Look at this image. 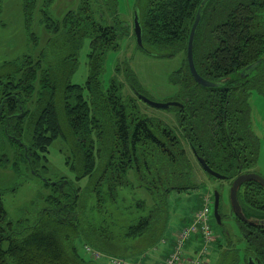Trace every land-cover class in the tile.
Listing matches in <instances>:
<instances>
[{"label":"trees","instance_id":"obj_1","mask_svg":"<svg viewBox=\"0 0 264 264\" xmlns=\"http://www.w3.org/2000/svg\"><path fill=\"white\" fill-rule=\"evenodd\" d=\"M55 1L21 0L26 28L38 11L51 38L38 57L25 55L0 66V151L10 152L0 161L48 191L45 208L31 225L13 223L0 195V264H94L82 259L78 244L115 257L122 250L134 261L162 240L169 194L196 188L190 179L195 158L219 172L218 163L230 156L228 138L241 133L237 124L247 122L248 94L264 97V0L208 2L194 39L195 69L207 81H228L202 88L184 59L171 76L178 88L174 102L182 106L171 107V124L142 115L137 99L124 96L115 80L107 87L101 82L107 54L129 34L117 18V0H76L74 9L53 19L48 9ZM202 1H140L135 10L143 47L185 58ZM1 12L0 5V25ZM86 40L87 77L77 85L72 78ZM129 87L136 90L133 80ZM56 141L66 148L65 165L74 179L45 177L46 155ZM125 190L132 194L131 205H123ZM253 236L242 257L225 244L219 264H246L248 257L264 264V233ZM225 245H218L219 251Z\"/></svg>","mask_w":264,"mask_h":264},{"label":"rangeland","instance_id":"obj_2","mask_svg":"<svg viewBox=\"0 0 264 264\" xmlns=\"http://www.w3.org/2000/svg\"><path fill=\"white\" fill-rule=\"evenodd\" d=\"M143 0H117V18L126 27L129 34L122 37L118 42V49L110 51L104 61L101 82L107 87L112 80L122 85V94L129 98H136L138 93L148 100L155 103L174 102L178 93V88L171 83V76L179 70L184 59L183 55L177 54L174 57H165L154 51L143 50L138 47L133 30V21L136 13L135 8ZM40 4V2H39ZM38 4V7H39ZM1 5V23L0 25V66L9 61L21 58L25 55L38 57L42 50L46 47L49 36L42 24H40L41 14L38 11L34 14V20L29 29L26 28L25 19L22 13L21 0H0ZM76 0H57L48 9L49 16L53 19H59L67 11L74 9ZM142 6V3L140 4ZM33 38L36 40L34 41ZM89 53L88 40L84 42L78 57V68L72 78V83L77 85L84 84L87 77V55ZM134 81L135 89L130 88L129 84ZM129 81V82H128ZM138 110L142 115L147 117L160 119L167 124L173 122V110L170 109H154L140 101L136 100ZM252 125L253 129L260 139L259 156L256 163L257 173L264 179V98L257 94L252 95ZM65 146L62 142L56 141L48 150L46 155L48 163V173L46 178L57 179L65 176L68 179H74L73 175L65 165L64 151ZM8 150L0 151V159L5 154L9 155ZM7 157V156H6ZM192 184L196 188L188 193L178 194L171 192L168 197V220L165 225L163 238L160 242L144 252L140 257H135L134 261L125 258L126 255L121 253L116 258L128 260L131 264H161L164 256L169 253V249L173 245L174 234L180 228H185L191 224L194 214L208 205L213 200L214 188L218 184L217 181L206 178L205 173L201 171L197 164L193 166ZM85 182L80 183L82 187ZM227 188L225 190V194ZM48 193L43 188L42 183L34 177H29L21 172L16 176L4 158L0 161V195L4 209L8 218L13 223L23 221L27 225H31L43 210V197ZM130 194V195H129ZM131 192L129 190L121 193L123 205H131ZM227 195V194H226ZM134 199L138 197L134 196ZM225 198V197H224ZM208 200V202L206 201ZM122 206V205H121ZM226 205L224 204V207ZM227 211V208H224ZM227 213V212H226ZM106 220V217H104ZM107 221V220H106ZM109 223V221H107ZM126 223H119L125 226ZM208 225L212 234L217 241L206 246L207 255L203 260L207 264H219L220 251L218 245H225L222 241V231L213 215V205H211V213L208 218ZM225 225L232 232H236V225L231 220ZM113 241L118 238L119 231L113 230ZM164 241V244L162 243ZM235 252L242 257L244 244L238 240H232ZM229 245V244H228ZM7 244H3L5 249ZM204 247L201 237L190 238L185 246V253L193 256L195 252H199ZM226 245L223 250H225ZM79 255L86 262L93 261L91 256L84 251V246L78 244ZM169 251V252H168ZM100 253V252H99ZM102 255H105L101 253ZM122 254V255H121ZM109 256V255H106ZM112 257H115L111 255ZM167 257V256H166ZM165 257V258H166ZM147 260H146V259ZM94 264H107L105 258H100ZM222 264V263H221Z\"/></svg>","mask_w":264,"mask_h":264},{"label":"flooded vegetation","instance_id":"obj_3","mask_svg":"<svg viewBox=\"0 0 264 264\" xmlns=\"http://www.w3.org/2000/svg\"><path fill=\"white\" fill-rule=\"evenodd\" d=\"M252 95L253 93L248 94V101L246 103V106L248 108L247 122L242 126L236 123L237 125L235 126V128L241 129V133L237 136L229 137L226 143V152H228L230 156L224 157V160L218 163L217 166L219 172L210 169L206 164L212 172L220 175L221 177H223V179H216L204 172L200 168L196 160L198 168L203 171V173H205L206 178L218 182L216 189L214 188V193H217L218 195V225L220 226L222 231L223 244H230V246H234V242H232V240H238L244 244L243 251L245 250V241H247L248 236L249 238H251L254 237L253 234L255 235L256 233H264L263 227H251L240 222L235 217L229 201V191L233 181L236 178L251 174L260 176L256 171V163L259 156L260 139L254 131L252 125ZM226 188L227 195L225 194ZM237 201L241 205V208L244 210V212H246L249 216L264 217V189L257 183L247 182L242 184L237 191ZM224 204L226 205L225 207ZM211 205H213L214 215V195L213 200L211 201ZM224 208H227V211H225ZM231 220L236 225L237 231L235 233L229 230L225 225L226 222H230ZM213 237V242L217 241V238L214 235ZM223 251L224 250L220 251V255ZM249 260H251L254 264H261L259 261L251 259L250 257L247 258L246 264H248Z\"/></svg>","mask_w":264,"mask_h":264},{"label":"water","instance_id":"obj_4","mask_svg":"<svg viewBox=\"0 0 264 264\" xmlns=\"http://www.w3.org/2000/svg\"><path fill=\"white\" fill-rule=\"evenodd\" d=\"M209 1L210 0H203L200 4L199 8H198L195 20H194L193 25L191 27V31H190V35H189V39H188V43H187L186 63H187L189 73L197 85H199L202 88H206V89H217V88L221 87L222 84H225L228 81V79H224V80H221L219 82H212V81H207V80L201 78L195 69L194 59H193V45H194V39H195L196 31H197V28H198L199 23L201 21L202 13H203V11H204V9H205V7ZM138 20H139L138 12L136 10V13L134 16V21H133L134 35H135V39H136V43H137L138 47L145 50L143 45H142V38H141L142 34H141V28H140V24H139ZM258 64H259V62L249 66L246 70H244L240 74V77L244 78L246 76V74L247 73L249 74L251 71H253ZM135 95H136L137 99H139L140 101H142L143 103H145L146 105H148L149 107L154 108V109L166 110V109H170L171 107H178V108L182 107L177 102H170V103H163V104L162 103H155V102L148 100L147 98H145L144 96H142L138 93H135ZM196 160H197L200 168L204 172H206L210 176H213L216 179H223V177H221L220 175L212 172L208 168V166L206 165V163L204 162V160L202 158L196 157ZM42 181L44 182V179ZM247 182L257 183L258 185H260L264 189V179L258 175L251 174V175H244V176L238 177L233 181L231 188H230V191H229L230 206L232 208V211H233L235 217L240 222H242L248 226H251V227H263L264 228V217L249 216L246 212H244V210L241 208V205L237 201L238 189L240 188V186L242 184L247 183ZM214 218H215L216 222L219 223L218 195H217V193H214ZM248 264H254V263L251 260H249Z\"/></svg>","mask_w":264,"mask_h":264},{"label":"built area","instance_id":"obj_5","mask_svg":"<svg viewBox=\"0 0 264 264\" xmlns=\"http://www.w3.org/2000/svg\"><path fill=\"white\" fill-rule=\"evenodd\" d=\"M206 201L208 202V200ZM208 203L209 204L205 205L203 209L194 214L189 226L180 228L175 232L172 251L162 264H207V262L203 260L208 252L206 246L212 244L214 241L213 234L208 225L211 202ZM193 237H201L204 247L191 256L187 255L184 249L190 238ZM84 251L87 255L91 256L94 261L103 257L106 259L107 264H131L124 259L102 255L88 246L84 247Z\"/></svg>","mask_w":264,"mask_h":264},{"label":"crops","instance_id":"obj_6","mask_svg":"<svg viewBox=\"0 0 264 264\" xmlns=\"http://www.w3.org/2000/svg\"><path fill=\"white\" fill-rule=\"evenodd\" d=\"M162 243L164 244V241H162ZM169 251H170V252L172 251V247H171V250L169 249ZM169 251H168V252H169ZM170 252L167 253V254L164 256V258H163V260H162L163 262H164V260L166 259L165 257L168 256V255L170 254ZM145 259H146V258H145ZM146 260H147V259H146ZM163 262H162V263H163ZM162 263H161V264H162Z\"/></svg>","mask_w":264,"mask_h":264}]
</instances>
